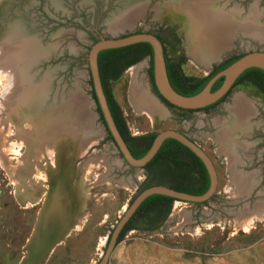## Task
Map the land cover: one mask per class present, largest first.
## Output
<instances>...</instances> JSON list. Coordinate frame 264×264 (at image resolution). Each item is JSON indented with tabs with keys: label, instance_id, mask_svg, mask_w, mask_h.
Listing matches in <instances>:
<instances>
[{
	"label": "rangeland",
	"instance_id": "374dc122",
	"mask_svg": "<svg viewBox=\"0 0 264 264\" xmlns=\"http://www.w3.org/2000/svg\"><path fill=\"white\" fill-rule=\"evenodd\" d=\"M176 1L183 0L163 11L180 26L159 14L158 0H0V264H21L47 210V234L54 240L35 264H98L120 217L148 188L132 180L135 169L118 171V154L101 124L87 61L96 41L141 32L161 36L173 42V53L188 56L183 72L201 77L225 60L264 51V0L215 2L237 11L240 20L252 17L243 23L254 26L249 31L243 25L246 33H235L221 58L208 64L191 53L185 27L171 10ZM149 66L148 56L136 55L105 66L106 88L132 134L156 122L161 131L180 128L167 112L152 118L142 108L144 100L162 108ZM239 97L248 103L244 122L235 115ZM9 105L18 106L12 118ZM195 123L205 131L215 193L204 204L174 201L155 221L152 215L135 220L108 264H264V210L260 220L244 224L233 212L248 205L251 191L249 215L264 202V183L258 189L253 174L241 177L242 168L264 158V98L250 84L235 87L212 116ZM238 146L249 163L236 158Z\"/></svg>",
	"mask_w": 264,
	"mask_h": 264
},
{
	"label": "flooded vegetation",
	"instance_id": "af4514ba",
	"mask_svg": "<svg viewBox=\"0 0 264 264\" xmlns=\"http://www.w3.org/2000/svg\"><path fill=\"white\" fill-rule=\"evenodd\" d=\"M156 38L159 40L163 48V57L165 60L166 72H167V77H168L169 82H170L169 78L171 76V78L175 82L183 84L186 90H189V91L196 90L204 82L205 77L208 76L212 72V70L208 72V74H206L205 77L185 74L182 68L185 64L184 58H188V56L186 54L185 55L183 54L182 56L181 54L173 53L172 49L174 47L173 46L174 44L172 41H169V40L165 41L163 37L158 36V35L156 36ZM230 59L225 60L224 62L229 61ZM105 68L106 67L103 66V70H102L103 89L104 88L106 89L105 78H104ZM240 76L236 79L235 83L233 84L232 89L238 86H243L244 84H250L251 86H254L259 92V94L264 98V91L256 83H254L251 76H245L242 79H239ZM151 86H152L151 87L152 94L154 93L157 97H159L157 93L154 91L155 87L154 85H152V83H151ZM154 94H153V97L155 96ZM228 94H230V92ZM227 96L228 95H226L222 101L216 103L215 105L213 106L210 105L211 107H205V108L196 109V110H181L173 106L169 107L166 105V103L162 99L161 101L165 105V107L164 106L163 107L165 108L164 110H166L165 112H167L169 115V118H170L169 120L173 122L175 126L177 123L180 124V128L174 126L175 128L172 131L177 132L182 138H184L185 140L190 142L192 145H194L196 148H198L199 150L205 153V148H204V144L206 142L205 131L197 130L198 125H196L195 121L197 119L203 120L207 116H212V114L216 112L217 107L226 99ZM106 99H107V104L111 112L113 121L127 149L129 150V152L135 159L142 158L148 152V150L150 149L156 137L161 132H163L161 130H158L160 126V122H156L154 125L155 127L152 130L140 132L139 134L129 133L126 123L122 119L121 115L119 114V111L116 105L114 104V102H110L107 96H106ZM99 118H100V121H101V124L104 130L107 133L106 138L112 141L111 144L114 146L118 154L119 163H120L119 164L120 169H118V171L124 172V170L126 169L125 168L126 165L128 167L135 169L136 174H134V176L132 177V180L136 182V184H138L139 187H150V186H156V185L167 186L178 192L184 193L186 195H191V196H199L205 193L204 192L200 194V191L207 184L210 185V178H209L206 166L204 165V163L198 156H196L187 146H185L179 140L175 138H166L162 142L156 154L146 164H144L142 167H133L129 165L123 159L122 154L120 153L110 133L109 134L112 139L109 138V134L107 132L106 126L104 125L105 122L104 123L102 122L100 116ZM190 119H192L191 123H190ZM229 123H232L230 119H228L226 122H223V124L219 128H221L223 131L226 127L229 126L228 125ZM101 141H104V138ZM263 142H264V136L262 137V140H261V143ZM98 144H100V142ZM238 147H239L238 148L239 150H236L237 146L234 149L235 156H237L236 158L241 160L242 161L241 163H244V162L249 163V159H246L244 157L243 146H238ZM238 159H236V161ZM239 164H240L239 162L235 163V165L237 166ZM215 174H216V171H215ZM245 174H253L254 176L253 182L255 184V187L257 188L259 186L258 189L261 188L264 183V158L263 156L256 162V164H248V166L242 168L241 177L245 176ZM238 181H241V179ZM258 189H255V191H257ZM250 195L253 197L252 191ZM167 198L168 199H164L161 201L160 206H159V211L169 208L170 205L174 202V199L170 197H167ZM249 199L246 202L248 204V209L250 210L251 208H253V206H252L251 200ZM204 203H200V204H204ZM241 205L239 207H241ZM156 209H157V206L154 207L152 210L140 212L139 215H137L132 220V222H134L135 220L141 219V218H145L146 216H150V215L155 216L153 219L154 221L157 220L158 212L156 211ZM131 218L129 220H131Z\"/></svg>",
	"mask_w": 264,
	"mask_h": 264
},
{
	"label": "water",
	"instance_id": "95a60500",
	"mask_svg": "<svg viewBox=\"0 0 264 264\" xmlns=\"http://www.w3.org/2000/svg\"><path fill=\"white\" fill-rule=\"evenodd\" d=\"M137 44H149L151 47L153 83L155 91L159 97H157L154 93L153 94L155 95L154 98L162 107H165V105L162 103L161 99L165 103L181 110H196L208 107L223 98L232 88L236 79L246 70L258 68L264 71V51H250L237 58L228 67L212 77L200 92L192 96H183L173 89L168 80L165 60L163 57V48L155 35L141 32L122 37L100 38L90 47L87 61L92 89L100 107L106 127L115 141L120 153L122 154L123 159L133 167H142L156 154L162 142L166 138H175L187 146L196 156L202 160L206 166L210 178L209 188L204 194L199 196L186 195L170 187L161 185L150 186L140 192L133 199L124 214L120 217L110 237L107 238L108 243L106 250L98 264H108L109 257L117 244L120 232L123 230L129 219L133 216L137 208L150 196L161 195L170 197L174 199V201L200 204L208 201L213 196L217 188L216 174L209 158L203 151L196 148L175 131L166 130L161 132L154 140L148 152L140 159H135L123 142V139L118 132L107 104V99L99 73L98 55L101 51L120 49ZM220 78H223L222 84L215 91H212V86ZM47 217L48 210L43 221L41 219L37 232L30 244L28 254L23 259L21 264H35L49 251L54 239L53 236L47 234Z\"/></svg>",
	"mask_w": 264,
	"mask_h": 264
},
{
	"label": "bare ground",
	"instance_id": "6f19581e",
	"mask_svg": "<svg viewBox=\"0 0 264 264\" xmlns=\"http://www.w3.org/2000/svg\"><path fill=\"white\" fill-rule=\"evenodd\" d=\"M129 1H130V3H134L135 2V0H129ZM183 1H178V2L176 1L177 3L175 2V4L172 3L173 6H172L171 10H172L174 15L181 16V18L184 20L183 26L185 27L186 36L188 37V39L190 41V44H191L190 47H192L193 51L196 53V55H198L200 57V60L204 64H208V63H211V62H214V61H217L218 59H220L221 56L223 55L224 51L229 47L230 41H231V39H232V37H233V35L235 33H238L240 31H243V32L246 33V29H248L250 31L251 26H252V28L254 26V25H252V22H250V24H248V25L243 24L241 22V20L239 19L240 16H238V15H230L228 17L227 16L223 17V15H220L218 13V10L214 7V2H216V0H189V2H187V3L183 2ZM181 2H183V3L181 4ZM173 7H176V8H173ZM180 7L184 11L183 15L180 14L181 12L177 13V10L180 9ZM247 20H248V22L251 21L252 17H250V18L248 17ZM243 25L246 26V27H249V28L245 29ZM263 33L264 32H262V34ZM4 48H1V45H0V52H3ZM13 61L11 60V62H13ZM10 64H12V63H10ZM14 65H15V63H14ZM14 65L12 64V66H14ZM5 66H7V65H5ZM12 66L10 68H12ZM1 68H2V66H1ZM4 69H6V67ZM8 72H9V69H8ZM10 72H12V71H10ZM13 77H16V76H13ZM37 90H38V88H37ZM17 97H19V96H17ZM15 98H16V96H15ZM31 100H32V102H31L32 106L35 107L36 106L35 105V97H34V99H31ZM236 103H237L238 109L236 110L235 115H236V117L239 118V120L243 119L241 121L244 122V118H245V115H246V112H247V109H248V103L243 97L237 98ZM21 106H20V109H22ZM28 106H31V104H29V105L27 104V107ZM2 107H4V106H2ZM17 107L18 106H15V105H11L10 106V108L13 109V110L9 112V115H8L7 118H9L15 111H17V109H18ZM7 108H8V106H7ZM142 108L146 109L148 111V114L152 118H155L157 116L160 117V115H164V113H165V110L160 108L159 106H157L155 103L149 102V101H145V100H144V105H143ZM234 109H235V107H234ZM233 111H235V110H233ZM5 113H3V114L1 113V115L3 116ZM10 118H12V117H10ZM238 126H239V124H238ZM29 148H30V146H29ZM250 187H252V186L250 185ZM243 188H245V187H243ZM238 189L241 191V188H238ZM232 195L234 197L235 195H237V192L235 191ZM262 203H261V205H259L260 206V207H258L259 209L256 210V211H253V213H251L250 215L247 212V210L249 211V209H247L248 205H246V203L244 204V207L234 209L233 212H234L235 216L238 219H240L241 217L245 218V220L242 218L244 220L243 224L244 223H249V222L251 223L254 220H260L262 218L261 212L264 210V202H262ZM236 222H237V220H236Z\"/></svg>",
	"mask_w": 264,
	"mask_h": 264
},
{
	"label": "trees",
	"instance_id": "16d2710c",
	"mask_svg": "<svg viewBox=\"0 0 264 264\" xmlns=\"http://www.w3.org/2000/svg\"><path fill=\"white\" fill-rule=\"evenodd\" d=\"M127 55H136V57L141 58V57H145L148 56L150 57V66L147 70V74L148 77L153 84V68H152V50L149 44H137V45H133V46H129V47H124V48H120V49H112V50H105V51H101L98 55V65H99V73H100V77H101V82H102V70H103V66H112L115 65L117 63L118 60L123 59L125 56ZM237 58H232L229 61H226L222 64H220L218 67L213 68L212 72L205 77L204 82L196 89V90H186L184 88L183 84H180L178 82H175L171 76H170V84L173 87V89L183 95V96H192L197 94L198 92H200L205 86L206 84L209 82V80L214 77L217 73H219L220 71H222L223 69H225L226 67H228L231 63H233ZM245 76H251L254 83H256L259 87H261V89L264 91V71L258 68H251L246 70L245 72L242 73V75L240 76L239 79H242ZM223 78H220L219 80H217L214 85L212 86V91H215L217 88L220 87V85L222 84ZM103 83V82H102ZM92 86V83H91ZM233 87V86H232ZM232 89V88H231ZM231 89L228 91V93L231 91ZM155 91V90H154ZM156 92V91H155ZM104 93L105 96L108 97V100L110 102L112 101V98L107 90V88H104ZM228 93L226 95H228ZM225 95V96H226ZM224 96V97H225ZM223 98H221L218 102L222 101ZM93 98L97 104V112L99 114V116L101 117L102 122L104 123L101 111H100V107L97 103L96 97L94 95L93 92ZM216 102V103H218ZM216 103L212 104L211 106L215 105ZM167 106L172 107L171 105L167 104ZM208 106V107H211ZM104 125L106 126V124L104 123ZM107 129V127H106ZM107 132L109 134V131L107 129ZM109 138H111L110 134H109ZM209 188V185L207 184L201 191L200 194L204 193L207 191V189ZM164 199H168L165 196H161V195H153L150 196L149 198H147L139 207L138 209L135 211L134 215L132 216L131 220H129L128 224H126L123 228V230L120 232L119 237L117 242H119L124 233L130 228V224L132 223V220L139 215L140 212L142 211H149L152 210L154 207L157 206L156 211H159V206L162 200ZM110 237V236H109ZM108 243V240H107Z\"/></svg>",
	"mask_w": 264,
	"mask_h": 264
},
{
	"label": "crops",
	"instance_id": "0c3cea01",
	"mask_svg": "<svg viewBox=\"0 0 264 264\" xmlns=\"http://www.w3.org/2000/svg\"><path fill=\"white\" fill-rule=\"evenodd\" d=\"M138 0H135V2H137ZM141 1V0H140ZM143 1V0H142ZM172 0H158V2H159V4H158V10H159V14L163 17V18H165L167 21H169V23H171V24H177V25H179L180 26V24L178 23V22H174V21H171V20H169L167 17H165V13H164V8L169 4V2H171ZM217 1V0H216ZM225 2H227V0H224ZM183 2H181V4H182ZM228 3V2H227ZM229 5H232V4H230L229 3ZM173 6V5H172ZM171 6V7H172ZM214 7L218 10V13L220 14V15H223V17H228V16H230V15H238V13H237V11H231V10H225V8H223V7H217V6H215V2H214ZM173 8H176V7H173ZM179 10V11H178ZM177 10V13H180L181 15H183V13H184V11L182 10V8L180 7V9H178ZM224 11V12H223ZM223 13V14H222ZM174 17L176 18V19H179L180 21H181V23L183 24V22H184V20L181 18V16H176V15H174ZM248 18L246 17L245 19H242L241 20V22L243 23V22H248V20H247ZM243 24H245V23H243ZM240 32H242V31H240ZM191 49H192V47H191ZM191 53H193L194 55H195V57H197V59H199L200 60V57L198 56V55H196V53L193 51V49H192V51H191ZM204 64V63H203ZM37 106V105H36ZM166 113V112H165ZM36 129H38V127L36 128ZM30 133V132H29ZM32 143L34 144L33 146H35V142L33 141V139H32ZM32 149V148H31Z\"/></svg>",
	"mask_w": 264,
	"mask_h": 264
}]
</instances>
